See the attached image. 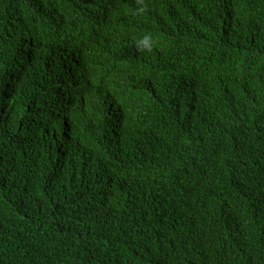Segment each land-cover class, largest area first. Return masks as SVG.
<instances>
[{"label":"trees","instance_id":"16d2710c","mask_svg":"<svg viewBox=\"0 0 264 264\" xmlns=\"http://www.w3.org/2000/svg\"><path fill=\"white\" fill-rule=\"evenodd\" d=\"M0 264H264V0H0Z\"/></svg>","mask_w":264,"mask_h":264},{"label":"clouds","instance_id":"9594fccd","mask_svg":"<svg viewBox=\"0 0 264 264\" xmlns=\"http://www.w3.org/2000/svg\"><path fill=\"white\" fill-rule=\"evenodd\" d=\"M104 5L111 7V4L109 3H105ZM139 43L143 46L144 49H147L148 51L152 50L153 40L150 35L144 36Z\"/></svg>","mask_w":264,"mask_h":264}]
</instances>
